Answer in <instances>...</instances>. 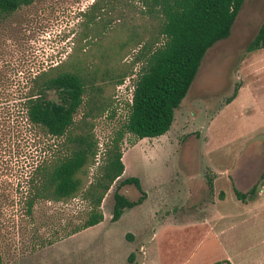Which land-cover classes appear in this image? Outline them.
Here are the masks:
<instances>
[{"label":"rangeland","instance_id":"1","mask_svg":"<svg viewBox=\"0 0 264 264\" xmlns=\"http://www.w3.org/2000/svg\"><path fill=\"white\" fill-rule=\"evenodd\" d=\"M92 1L32 0L0 17L3 264H210L224 255L234 264H264V48L247 49L264 19V0L243 1L230 34L203 56L164 134L124 137L123 172L101 201L102 221L72 233L85 210L77 197L37 201L27 214L26 181L41 141L28 134L22 107L30 79L70 54L80 55L93 36L106 38L109 28L122 22L116 18L125 5L134 7L127 8V16L139 7L136 0H119L99 12L95 26H85L83 12ZM137 68L125 77L133 80ZM256 71L259 77L251 73ZM115 86L110 105L94 119L100 147L125 115L124 108L116 109ZM46 96L56 100L52 91ZM128 176L139 179L146 200L111 221L113 191L129 200L140 196L132 184L119 185ZM232 183L240 191L256 184V199L237 200ZM213 201L225 216L206 223Z\"/></svg>","mask_w":264,"mask_h":264},{"label":"trees","instance_id":"2","mask_svg":"<svg viewBox=\"0 0 264 264\" xmlns=\"http://www.w3.org/2000/svg\"><path fill=\"white\" fill-rule=\"evenodd\" d=\"M118 1L93 0L83 12L84 25L95 26L99 12L107 5L113 9ZM136 1V12L127 16V8L133 6L125 5L124 13L116 18L122 22L110 27L106 38L93 36V44L80 48V55L70 54L67 60L34 74L22 102L28 134L41 138L39 158L30 165L26 181V212L31 214L37 201L66 202L77 197L85 210L72 233L102 220L101 201L123 172L122 140L128 134L136 139L156 137L169 129L174 109L185 96L203 56L230 34L244 0ZM31 2L0 0V17ZM91 33L97 35L95 30ZM258 48H264V19L247 46L248 50ZM131 49L136 50L132 58L123 61ZM135 64L138 68L127 114L100 147L94 119L108 108L111 90ZM47 91H52L56 100L49 99ZM123 184H132L140 196L129 200L113 191L111 221L144 199L137 177H125L119 181ZM256 187L253 184L240 191L233 186L232 190L237 200L247 202L255 198Z\"/></svg>","mask_w":264,"mask_h":264},{"label":"built area","instance_id":"3","mask_svg":"<svg viewBox=\"0 0 264 264\" xmlns=\"http://www.w3.org/2000/svg\"><path fill=\"white\" fill-rule=\"evenodd\" d=\"M133 80H130L129 77H125L116 84L115 86V100H116V109H125V115L124 118L127 114L128 107L132 102V94H133V88H134V79L136 77V74L132 75ZM123 118V119H124Z\"/></svg>","mask_w":264,"mask_h":264},{"label":"crops","instance_id":"4","mask_svg":"<svg viewBox=\"0 0 264 264\" xmlns=\"http://www.w3.org/2000/svg\"><path fill=\"white\" fill-rule=\"evenodd\" d=\"M252 74H253V77H259V75H260V73L259 72H251ZM252 77V76H251ZM262 79H263V81H264V76L262 77ZM258 81V80H257ZM262 81V80H261ZM264 178V177H263ZM234 185H233V183L231 184V189H232V187H233ZM232 191V190H231ZM220 193V192H219ZM256 197L257 196H255V198L254 199H252V200H250V201H254L255 199H256ZM222 198H225V194H224V192H223V197ZM145 200H146V198H144L139 204H137V205H134V206H132V207H130V208H133V207H138V206H141L144 202H145ZM248 202V201H247ZM246 202V203H247ZM263 203H264V201H263ZM215 204V201H213L212 202V204H211V212L213 211V214H212V216H209L206 220V223H210L211 221H215V220H219V219H222V218H224V214H222L221 213V209H217L216 207H213V205ZM123 212V211H122ZM122 214V213H121ZM103 219V218H102ZM118 220V219H117ZM102 221V220H101ZM154 234H155V229H153L152 231H151V234L149 235V237L151 238V237H153L154 236ZM149 245V244H148ZM146 246L145 247V252H147V250H148V247L149 246ZM149 256V255H148ZM225 256V257H224ZM223 257H221V259L220 260H217V261H223L225 264H234V263H232L231 261H230V257L229 256H226V255H224ZM211 264V263H210Z\"/></svg>","mask_w":264,"mask_h":264}]
</instances>
